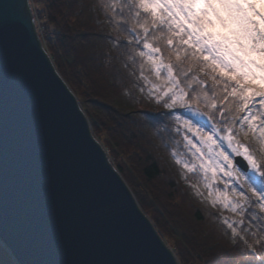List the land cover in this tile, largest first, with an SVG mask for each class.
Wrapping results in <instances>:
<instances>
[{"label": "trees", "instance_id": "trees-1", "mask_svg": "<svg viewBox=\"0 0 264 264\" xmlns=\"http://www.w3.org/2000/svg\"><path fill=\"white\" fill-rule=\"evenodd\" d=\"M132 2L30 1L46 52L89 117L93 134L109 151L110 158L131 186L141 207L175 250L179 263L262 264L264 232L260 231V225L253 220L243 231L241 226H237L240 235L234 243L223 219L235 221L239 217L219 203L215 207L211 203L222 196L232 199L233 189H241L235 172L231 179L226 175L235 166L234 163L226 165L222 171L214 169L215 174L210 169L205 176L200 165L204 164L208 150L200 147V138L187 132L182 122L163 115L171 110L155 99L166 73L162 70L160 78H157L147 55L155 58L158 54L144 49L143 41L140 45H128L132 36L126 28H136L140 33L143 31L134 16L136 9L129 7ZM150 19L141 13L140 23ZM157 35L161 38L154 40L150 36L148 42L161 49L165 63L172 64L174 74L181 80L180 86L185 90L192 88L197 92H206L212 102L224 110L226 118L221 119L214 109L205 108L203 102L200 104L203 111L214 114L212 121L202 118V127L206 131H212L215 126L220 129L221 135L226 136L230 124L235 123L234 131H239L241 123L247 125L248 121L243 118L250 109L253 113L261 110V98L255 95V85L246 99H242L238 90L225 100L224 83L229 84L230 92L235 81L221 78L217 70L216 76L221 82L214 83L209 70L200 71L199 65L193 66L195 62L190 58L181 55L180 61H177L172 47L167 46L163 39L164 33L157 32ZM177 43L178 39L174 38V45ZM139 51H144L145 57L137 55ZM129 53L135 56V63ZM141 64L144 66L142 70ZM180 66L192 68L187 78L180 75ZM193 74L204 83L192 79ZM213 92L216 93L215 98ZM175 111L177 114L182 112L179 108ZM185 136L196 145L199 143L197 147L204 153L202 158L192 154L195 148L188 145ZM237 139L251 145L264 163V152L252 134L245 137L241 133ZM185 164L189 167L195 165L196 171L189 172ZM248 174H252L251 169ZM243 187L247 189L246 184ZM249 211L264 215L258 209ZM245 223L249 221L246 219ZM258 240L260 243H257ZM248 245H252L254 253ZM0 264H18L1 239Z\"/></svg>", "mask_w": 264, "mask_h": 264}, {"label": "water", "instance_id": "water-1", "mask_svg": "<svg viewBox=\"0 0 264 264\" xmlns=\"http://www.w3.org/2000/svg\"><path fill=\"white\" fill-rule=\"evenodd\" d=\"M33 15L29 0H0V239L18 264H179L94 137ZM235 165L250 170L242 157Z\"/></svg>", "mask_w": 264, "mask_h": 264}, {"label": "snow or ice", "instance_id": "snow-or-ice-1", "mask_svg": "<svg viewBox=\"0 0 264 264\" xmlns=\"http://www.w3.org/2000/svg\"><path fill=\"white\" fill-rule=\"evenodd\" d=\"M257 4L264 9V0H133L129 5L130 8L136 9L134 16L143 31L140 33L136 28L130 30L126 28L125 30L130 31L132 36L128 45H140L143 41L144 49L158 54L155 58L151 54L147 55V61L154 66L156 77L160 78L162 70L166 73L161 91L155 96L157 102H162L165 108L171 110L163 115L174 117L182 122L184 129L198 136L200 142L209 150L215 145L219 149L216 155L227 161L229 166L233 165V160L216 138L220 129L214 126L213 130L208 132L202 127V118L207 117L209 121H212L214 114L203 111L200 104L203 102L205 108L214 109L221 119L226 118L224 110L218 108L206 92H197L192 88L185 90L181 87V80L174 74L172 64L165 63L161 49L153 47L148 40L150 36L158 40L161 37L157 35V32L164 33L163 39L167 46L172 47L177 61H180L181 55L190 58L195 62L193 66L199 65L200 71L209 70L208 74L211 75L214 83L221 82L217 79V70L221 78L227 77L228 81H235V86L231 87L230 92H228L229 84L224 83V91L227 93L224 96L225 100L228 95L234 96L238 90L242 99H246L247 93L255 85L257 89L255 95L261 98V103H264V11L258 10ZM142 12L151 17L150 21L145 20L144 23H140ZM174 38L178 39L175 45ZM136 54L140 57L146 55L144 51ZM129 55L135 63V56L132 53ZM143 67L141 64V70ZM179 71L181 76L187 78L192 68L185 69L180 66ZM192 79L200 84L204 83L195 74ZM257 81L260 83L256 84ZM149 94H152L151 91ZM215 96L216 93L213 92V98ZM253 106L256 107L255 104ZM177 108L182 110L180 114L176 113ZM261 117H264V109L257 113H253L250 109L243 118L248 121L247 125L241 123L239 131H234L235 123H232L227 127V135L219 138L226 140L232 152L247 162L252 173L249 175L246 169L232 167L226 175L231 179L235 172V179L241 182V189L239 191L233 189L232 199L222 196L219 200L211 201L214 207L219 203L239 217L235 221L223 219V224L230 230L234 243L235 238L240 235L237 226H241L243 231L249 228L253 220L260 225V231L264 232V215L249 211L258 209L259 213L264 214V170H262L264 163L256 156L251 145H245L237 139L241 133L245 137L252 134L261 145L260 150L264 152V118ZM185 139L188 145L195 148L192 154L198 159L202 158L204 153L200 151L196 143L187 136ZM236 163L238 165L239 162ZM184 167L189 172L196 171L195 165L189 167L185 164ZM200 167L207 176L212 165L211 163L201 164ZM212 170L215 174V170ZM244 184L247 185V189H244ZM205 186L209 185L206 183ZM246 219L249 221L248 224L245 223ZM245 243H247L246 240ZM257 243L260 241L258 240ZM248 247L252 248V245ZM252 251L254 253L255 249L252 248Z\"/></svg>", "mask_w": 264, "mask_h": 264}, {"label": "rangeland", "instance_id": "rangeland-1", "mask_svg": "<svg viewBox=\"0 0 264 264\" xmlns=\"http://www.w3.org/2000/svg\"><path fill=\"white\" fill-rule=\"evenodd\" d=\"M29 1H31V3H32V1L33 0H29ZM32 6V8H33V4L31 5ZM257 9L258 10H261V11H264V9H261V6L259 5V4H257ZM35 18H36V20H37V17L35 16ZM36 25H37V27L38 28H40L39 27V22H38V20H37V22H36ZM40 33H42V32H40ZM39 37H40V35H39ZM41 38V37H40ZM56 68V67H55ZM56 70H57V68H56ZM58 71V70H57ZM58 73H59V71H58ZM61 76V75H60ZM62 77V76H61ZM63 78V77H62ZM73 92V91H72ZM80 104V103H79ZM81 106V105H80ZM82 108V107H81ZM260 109H264V103H262L261 104V106H260ZM84 111V110H83ZM85 112V111H84ZM86 114V113H85ZM86 116H87V114H86ZM87 118H88V120H89V117L87 116ZM264 118V117H263ZM91 130H92V128H91ZM92 133H93V131H92ZM94 135V134H93ZM94 137L96 138V140L103 146V144H102V142L100 141V138L98 137V136H96V135H94ZM220 137H224L223 135H221L220 133H219V131L217 132V140H218V143L219 144H221L222 145V147H223V149L229 154V156L231 157V159L233 160V163L235 164V153L234 152H232V149L228 146V143H227V141L226 140H221V139H219ZM197 145H199V143H197ZM200 147L201 148H206L202 143L200 144ZM103 148H104V150H105V152H106V154H107V156H108V158H109V160H110V162H111V164L113 165V167L119 172V170H118V168H117V166H116V164H115V161L112 159V158H110V156H109V151L103 146ZM207 150H208V153H207V155H206V158H204L203 160H204V164H209V163H211V165H212V168L211 169H217L218 171H222L221 169H224V167L227 165V161H224L221 157H219V156H217L216 155V152H218L219 151V149L218 148H216V146L215 145H213V147H212V149L211 150H209L208 148H206ZM231 153V154H230ZM120 174H121V172H119ZM121 176L123 177V175L121 174ZM123 179L125 180V182L127 183V185L129 186V183L127 182V180L123 177ZM129 188L132 190V188H131V186H129ZM132 192H133V190H132ZM133 194H134V192H133ZM134 196H135V198H136V200H137V202L139 201L138 199H137V197H136V195L134 194ZM138 205H139V207L141 208V210L145 213V211L143 210V208L141 207V205H140V203L138 202ZM146 214V213H145ZM147 215V214H146ZM148 216V215H147ZM149 217V216H148ZM149 219L151 220V218L149 217ZM152 221V220H151ZM152 223H153V221H152ZM153 225H154V227H155V229L157 230V232L159 233V235L161 236V238L165 241V243L169 246V248L172 250V252L175 254V250L171 247V245L170 244H168V242H166V240L163 238V236H162V234L159 232V230H158V228L155 226V224L153 223ZM175 256H176V254H175ZM176 258H177V256H176ZM177 261H178V259H177ZM178 263H179V261H178ZM180 264V263H179Z\"/></svg>", "mask_w": 264, "mask_h": 264}, {"label": "bare ground", "instance_id": "bare-ground-1", "mask_svg": "<svg viewBox=\"0 0 264 264\" xmlns=\"http://www.w3.org/2000/svg\"><path fill=\"white\" fill-rule=\"evenodd\" d=\"M34 14V13H33ZM34 16V15H33ZM34 20L36 21V19H35V16H34Z\"/></svg>", "mask_w": 264, "mask_h": 264}]
</instances>
